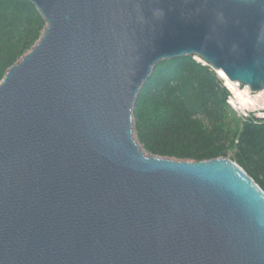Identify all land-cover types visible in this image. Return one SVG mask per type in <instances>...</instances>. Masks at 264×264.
I'll list each match as a JSON object with an SVG mask.
<instances>
[{
    "label": "water",
    "instance_id": "obj_1",
    "mask_svg": "<svg viewBox=\"0 0 264 264\" xmlns=\"http://www.w3.org/2000/svg\"><path fill=\"white\" fill-rule=\"evenodd\" d=\"M25 1L46 27L0 82V264H264L263 189L147 153L133 114L188 56L264 91V0Z\"/></svg>",
    "mask_w": 264,
    "mask_h": 264
},
{
    "label": "trees",
    "instance_id": "obj_2",
    "mask_svg": "<svg viewBox=\"0 0 264 264\" xmlns=\"http://www.w3.org/2000/svg\"><path fill=\"white\" fill-rule=\"evenodd\" d=\"M45 27L30 2L0 0V82ZM228 96L218 73L194 57L163 61L137 96L135 134L154 156L195 162L232 154L264 191V123L239 118Z\"/></svg>",
    "mask_w": 264,
    "mask_h": 264
},
{
    "label": "built area",
    "instance_id": "obj_3",
    "mask_svg": "<svg viewBox=\"0 0 264 264\" xmlns=\"http://www.w3.org/2000/svg\"><path fill=\"white\" fill-rule=\"evenodd\" d=\"M198 60V59H197ZM200 62V61H199ZM204 64V62H201ZM224 87L229 91L227 103L244 121L264 123V91L254 92L248 85L231 81L218 73Z\"/></svg>",
    "mask_w": 264,
    "mask_h": 264
},
{
    "label": "rangeland",
    "instance_id": "obj_4",
    "mask_svg": "<svg viewBox=\"0 0 264 264\" xmlns=\"http://www.w3.org/2000/svg\"><path fill=\"white\" fill-rule=\"evenodd\" d=\"M195 59H198V61H200V62H203V60H201L200 58H198V57H196ZM134 123H135V119H134ZM135 137H136V139H137V136H136V134H135ZM138 140V139H137ZM144 149V148H143ZM221 157H227V158H229V159H231V157H232V154H229L228 156H221ZM220 158V157H219ZM173 159V158H172ZM176 160V159H175Z\"/></svg>",
    "mask_w": 264,
    "mask_h": 264
},
{
    "label": "bare ground",
    "instance_id": "obj_5",
    "mask_svg": "<svg viewBox=\"0 0 264 264\" xmlns=\"http://www.w3.org/2000/svg\"><path fill=\"white\" fill-rule=\"evenodd\" d=\"M223 77H226L223 73H220Z\"/></svg>",
    "mask_w": 264,
    "mask_h": 264
}]
</instances>
